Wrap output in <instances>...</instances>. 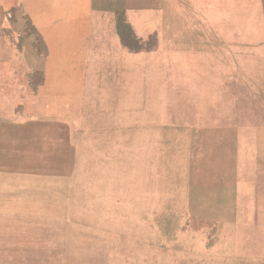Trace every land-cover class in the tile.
<instances>
[{
  "label": "rangeland",
  "instance_id": "rangeland-1",
  "mask_svg": "<svg viewBox=\"0 0 264 264\" xmlns=\"http://www.w3.org/2000/svg\"><path fill=\"white\" fill-rule=\"evenodd\" d=\"M191 33L252 40L242 42L240 138L228 139L240 146L230 156L242 161L246 181L205 186L212 179L204 175L187 186V138L168 126L165 202L162 187L161 201L155 193L152 143L150 212L122 193L116 217H106L111 212L104 208H84L83 180L103 183L111 165L120 189L127 190L133 173L137 180L141 172L132 173L126 148L115 160L114 148L101 139L95 144L83 131L110 127L104 122L110 109L115 128H142V121L153 126L159 117V49L175 34ZM112 35L118 42L108 41ZM79 87V98L56 99ZM167 102L173 107V97ZM22 131L52 132L35 138L38 157L69 169L71 201L63 221L70 224L54 219L63 234L53 237L64 243L67 264H264V0H0V145L14 148ZM45 139L54 146L43 147ZM208 161L218 166L222 154ZM244 200L245 213L238 210ZM86 221L102 233L80 228Z\"/></svg>",
  "mask_w": 264,
  "mask_h": 264
},
{
  "label": "crops",
  "instance_id": "crops-1",
  "mask_svg": "<svg viewBox=\"0 0 264 264\" xmlns=\"http://www.w3.org/2000/svg\"><path fill=\"white\" fill-rule=\"evenodd\" d=\"M108 38V41L118 42L116 35ZM170 38L169 44L164 43L159 49L158 110H155L159 117L153 126L147 123L149 121H142V128L135 129V124L120 129L117 124L115 128L114 110L110 109L105 110L110 118L104 120L110 123V127L105 125L108 128L83 131L91 133L90 138H96L95 144L101 139V144H106L110 150L114 148L115 160L118 159L119 148H126L132 173L136 168L141 172L137 180L133 173L127 190L120 189L118 172L113 173L117 167L111 165L107 166L110 174L103 183L99 179L96 182L83 180L80 185L86 189L80 199L86 209L104 208L111 212L106 217H116L122 193L133 197L132 202L141 205L143 211L150 212L152 143L157 154L155 193L161 201L162 187V200L166 201L168 126L181 130L187 138V186L195 185L194 177L204 175L212 179L202 182L205 186L242 185L246 181L242 161L230 156L239 154L240 146H231L228 139L240 138L235 131L242 129V42L252 40H242V34L191 33L175 34ZM82 88L79 87L78 93L73 95L57 94L56 99L67 101L75 95L79 98ZM167 90L173 92L167 94ZM167 97H173V107L167 102ZM128 110L126 114L129 111L135 114L134 109ZM168 111L172 114L169 122L166 119ZM142 112L151 114L152 111L144 109ZM40 133L48 135L52 132L22 131L14 148L0 145V264H67L69 255L64 243H54V235L63 232L55 229L54 219L70 224L69 220H63L69 217L64 208L71 201L72 178L66 164L40 161L37 152L40 145L35 139L42 137ZM151 139L156 140L152 142ZM51 141L45 139L43 147L52 148ZM216 154H222V162L218 166L216 162L208 161L211 155ZM215 159L220 161L217 156ZM259 180L263 183L264 177ZM216 193L224 194L221 190ZM56 205L60 208L56 209ZM133 207L132 204L131 209ZM246 207L244 200L238 210L245 213ZM162 215L165 214L157 216ZM79 227L102 233L95 223L81 222Z\"/></svg>",
  "mask_w": 264,
  "mask_h": 264
},
{
  "label": "bare ground",
  "instance_id": "bare-ground-1",
  "mask_svg": "<svg viewBox=\"0 0 264 264\" xmlns=\"http://www.w3.org/2000/svg\"><path fill=\"white\" fill-rule=\"evenodd\" d=\"M47 70V69H46Z\"/></svg>",
  "mask_w": 264,
  "mask_h": 264
}]
</instances>
